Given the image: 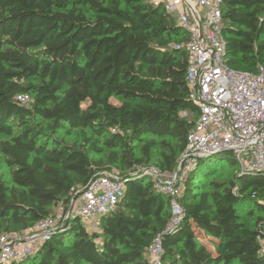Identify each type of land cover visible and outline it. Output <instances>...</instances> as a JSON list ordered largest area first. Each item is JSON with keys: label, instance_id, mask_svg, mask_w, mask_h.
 <instances>
[{"label": "trees", "instance_id": "trees-1", "mask_svg": "<svg viewBox=\"0 0 264 264\" xmlns=\"http://www.w3.org/2000/svg\"><path fill=\"white\" fill-rule=\"evenodd\" d=\"M221 12L228 67L257 73L264 0H222ZM187 40L145 0H0V235L68 211L5 264H148L159 234L169 264H264V172H240L230 151L196 159L177 197L183 218L166 231L170 196L149 168L175 172L197 117L178 47ZM73 130L78 141L58 137ZM111 171L123 195L90 230L71 204Z\"/></svg>", "mask_w": 264, "mask_h": 264}, {"label": "built area", "instance_id": "built-area-1", "mask_svg": "<svg viewBox=\"0 0 264 264\" xmlns=\"http://www.w3.org/2000/svg\"><path fill=\"white\" fill-rule=\"evenodd\" d=\"M161 7L188 34L178 47L188 56L186 83L189 99L197 108L195 123L187 135L185 151L175 172L162 173L151 167L155 187L170 196L171 217L166 231L173 230L183 218L177 201L181 190L175 187L191 169L197 154L206 149H222L234 155L243 172H264V68L257 73L233 70L226 63V40L222 35V0H145ZM16 99L28 105L27 95ZM186 115L185 111L181 112ZM221 151V152H223ZM184 164L183 168L180 165ZM183 181V183H184ZM125 183L116 171L92 178L80 194L75 214L84 225H98L100 217L112 211L124 192ZM68 211H56L34 225L30 236L17 233L0 235V264L30 254L56 229ZM264 251V242L262 249ZM148 264H169L163 259L161 235L147 249Z\"/></svg>", "mask_w": 264, "mask_h": 264}, {"label": "rangeland", "instance_id": "rangeland-1", "mask_svg": "<svg viewBox=\"0 0 264 264\" xmlns=\"http://www.w3.org/2000/svg\"><path fill=\"white\" fill-rule=\"evenodd\" d=\"M60 138H63L64 140L68 141V142H73V141H78L79 140V133L77 130H73L71 131V133L69 135H62L61 133L59 134ZM182 166V163L180 165V168ZM151 167H155V166H151ZM228 167H224L223 170L219 175H217V179H222L223 176H225L228 172ZM0 174L2 175L3 178L5 179H8V171L7 169L4 167V165L0 164ZM181 172L179 171L178 175H177V178L175 180V187L179 190H181V188L183 187V181L185 178L181 179V176H180ZM217 174V173H216ZM186 176V174H185ZM211 177H209L210 179ZM261 202H264V200H261ZM78 203H79V198L77 200H75L74 203L71 204V207H73V210L76 209V207H78ZM60 210H63V206L62 205H59L55 211H60ZM256 214V213H255ZM77 216V215H76ZM78 217V216H77ZM247 219H250L251 216H246ZM88 229L90 230H96L97 229V226H94V227H89L88 225H85ZM25 235L28 234V236L31 235V233H24ZM21 236H23V234L21 233L20 234Z\"/></svg>", "mask_w": 264, "mask_h": 264}, {"label": "water", "instance_id": "water-1", "mask_svg": "<svg viewBox=\"0 0 264 264\" xmlns=\"http://www.w3.org/2000/svg\"><path fill=\"white\" fill-rule=\"evenodd\" d=\"M223 151L222 149H206L204 151H200L198 154H197V158H201V157H209L211 155H214V154H217L219 152ZM240 172H243L242 169H240ZM83 192V189L78 191L75 196H77L78 194L80 195L81 193Z\"/></svg>", "mask_w": 264, "mask_h": 264}]
</instances>
